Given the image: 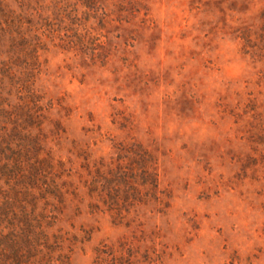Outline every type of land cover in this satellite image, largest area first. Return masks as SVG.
<instances>
[{
  "label": "rangeland",
  "instance_id": "1",
  "mask_svg": "<svg viewBox=\"0 0 264 264\" xmlns=\"http://www.w3.org/2000/svg\"><path fill=\"white\" fill-rule=\"evenodd\" d=\"M0 3L39 38L37 60L1 42L0 97L8 111L40 99L43 124L20 123L54 159L48 233L71 264H264V54L243 38L258 44L264 0ZM120 173L143 202L101 195Z\"/></svg>",
  "mask_w": 264,
  "mask_h": 264
},
{
  "label": "trees",
  "instance_id": "2",
  "mask_svg": "<svg viewBox=\"0 0 264 264\" xmlns=\"http://www.w3.org/2000/svg\"><path fill=\"white\" fill-rule=\"evenodd\" d=\"M262 18L263 25L260 33L256 34L258 44L253 42L249 33L243 38L246 41V47L257 49L264 54V14ZM26 19L27 17L16 14L8 6L0 3V47H4L1 42H5L7 37L11 44L9 53L12 51L15 53L16 49L22 52L30 49L29 54H25L31 56L32 60H37L38 51L41 49L39 38L35 36L33 39L37 41V44L26 38L30 31L23 29ZM10 69H4L0 71V74L8 77ZM28 92L34 108L26 109L30 103L26 102L25 108L19 107L8 111L2 108L3 101L0 97V180L4 181L8 187L0 188V264H71L70 257L62 252V238L48 233L54 225V222L50 221L53 217L49 213H55V209L48 210L51 205L48 203V198L51 196L60 200L63 198L62 188L51 177L55 170L54 159L43 149L42 140L33 137L30 132L26 133L20 123L22 121L25 125L30 119L29 127L31 124L37 127L43 124L40 119L42 116L37 115L43 111V108L39 106L40 99L32 90ZM34 109L37 110L34 111ZM8 123L12 125L10 132L2 126ZM43 153H46V157L42 156ZM140 153L143 156L140 185H150L151 191L156 192L159 186L157 174L149 172L154 165L153 156L145 150H140ZM59 166L63 169V163ZM112 177L126 185V190H123L121 194V191L115 188L120 184L115 181L114 186L110 187L105 181L106 178H103L101 195L106 193L111 205H117V202L121 200L126 203L130 197H134V201L137 202H143V199L147 198V194H143L138 188L139 184L130 181L132 177L124 173L114 174ZM98 185V180L90 184L92 194L97 191ZM41 200H46V207L38 211ZM57 252L60 254L55 257ZM98 262L102 264V258L99 257Z\"/></svg>",
  "mask_w": 264,
  "mask_h": 264
}]
</instances>
